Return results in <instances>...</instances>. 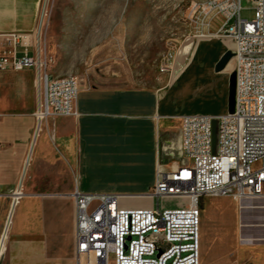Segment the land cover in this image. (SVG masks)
I'll list each match as a JSON object with an SVG mask.
<instances>
[{
	"label": "crops",
	"instance_id": "0c3cea01",
	"mask_svg": "<svg viewBox=\"0 0 264 264\" xmlns=\"http://www.w3.org/2000/svg\"><path fill=\"white\" fill-rule=\"evenodd\" d=\"M44 11L41 0H0V31L29 34L26 53L36 55ZM221 23L222 18L218 25L209 21V37L196 42L161 94L80 85L79 115L45 118L36 135L41 98L36 70L0 73V264H77L75 182L86 192L136 199L152 186L147 182H154L157 169L183 162L180 116L223 115L231 106L233 68L229 61L219 67L228 51L219 37ZM24 52L17 48L19 55ZM213 103L225 111H186ZM120 157L139 168L134 182L140 183L132 191L80 184L95 182L98 168ZM200 205L202 264L257 263L255 258L264 255V237L238 233V213L250 206L214 194L204 195Z\"/></svg>",
	"mask_w": 264,
	"mask_h": 264
},
{
	"label": "built area",
	"instance_id": "2783aa9c",
	"mask_svg": "<svg viewBox=\"0 0 264 264\" xmlns=\"http://www.w3.org/2000/svg\"><path fill=\"white\" fill-rule=\"evenodd\" d=\"M254 17H240L242 0L192 4L204 15L223 19V31L233 44L232 103L226 114L180 116L182 163L157 169L152 186L142 194L150 207L122 204L116 192H86L74 184L75 255L77 264H200V215L204 195L230 196L239 204L264 198V0H248ZM29 34L0 31V73L34 69L41 87L35 115H79L76 76L52 77L47 58L38 48L26 53ZM23 47L19 55L17 48ZM229 60V61H230ZM185 200L163 207L160 200Z\"/></svg>",
	"mask_w": 264,
	"mask_h": 264
},
{
	"label": "rangeland",
	"instance_id": "374dc122",
	"mask_svg": "<svg viewBox=\"0 0 264 264\" xmlns=\"http://www.w3.org/2000/svg\"><path fill=\"white\" fill-rule=\"evenodd\" d=\"M212 2L214 0H41L45 11L39 40L48 61L47 72L52 77L76 76L80 85L88 88L140 89L159 95L171 85L196 42L209 37V21L212 25L219 24L220 15L212 12L207 16L192 8L193 3L212 5ZM241 6L240 17L253 19L251 2L242 0ZM220 39L227 45L230 43L226 37ZM229 50L228 45L227 52ZM186 111L221 113L225 110L220 103H213ZM138 172L135 164L120 157L114 163L99 167L95 182L80 184L129 192L140 183L134 182ZM152 183L147 182L148 187ZM121 201L135 207L157 204L156 199L153 202L143 197H126ZM184 202L171 197L161 199L160 205L176 207ZM245 203L250 207L238 213L239 235L249 233L253 237H264V198ZM255 260L257 263L252 259L249 263L261 264L264 255Z\"/></svg>",
	"mask_w": 264,
	"mask_h": 264
},
{
	"label": "water",
	"instance_id": "95a60500",
	"mask_svg": "<svg viewBox=\"0 0 264 264\" xmlns=\"http://www.w3.org/2000/svg\"><path fill=\"white\" fill-rule=\"evenodd\" d=\"M231 58V53L227 52L226 55L224 56V58L222 59L221 63L219 64V67H222L226 62H228ZM233 99H232V95H231V103H232Z\"/></svg>",
	"mask_w": 264,
	"mask_h": 264
},
{
	"label": "bare ground",
	"instance_id": "6f19581e",
	"mask_svg": "<svg viewBox=\"0 0 264 264\" xmlns=\"http://www.w3.org/2000/svg\"><path fill=\"white\" fill-rule=\"evenodd\" d=\"M210 5H211V4H210ZM228 45H229V48H230V49H232V48H233V44H231V42H230ZM229 63H232V59L230 60V62H229ZM16 194H19V193H17V192H16ZM1 238H2V237H1ZM1 241H2V240H1Z\"/></svg>",
	"mask_w": 264,
	"mask_h": 264
}]
</instances>
